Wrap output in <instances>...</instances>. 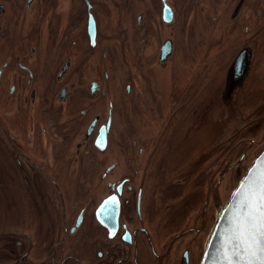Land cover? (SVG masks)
<instances>
[{
	"label": "flooded vegetation",
	"instance_id": "obj_1",
	"mask_svg": "<svg viewBox=\"0 0 264 264\" xmlns=\"http://www.w3.org/2000/svg\"><path fill=\"white\" fill-rule=\"evenodd\" d=\"M224 2L231 22L244 29L235 33L241 49L225 86L234 83L229 73L238 60L247 62V75L232 100L223 92L222 102L242 112L247 108L237 98L240 91H256L262 83L251 73L258 60L262 69L264 0ZM181 20L173 0H0V165L10 163L21 174L18 180L11 168H0V264H200L206 223L219 210L216 182L208 183L203 197L198 179L149 156L153 140L146 147L137 140V160L127 161L147 171L123 175L121 159H108L114 138L121 149L114 132L123 121L125 106L117 96L123 87L133 112L147 118V130L155 110L162 118L164 103L174 104L163 124L172 131L184 127L185 87L163 98L154 81L178 66L176 73L191 83ZM93 157L107 160L100 176L92 171ZM225 164L220 173L227 176L235 164ZM16 181L25 191L10 190ZM181 199L186 212L179 216Z\"/></svg>",
	"mask_w": 264,
	"mask_h": 264
},
{
	"label": "rangeland",
	"instance_id": "obj_2",
	"mask_svg": "<svg viewBox=\"0 0 264 264\" xmlns=\"http://www.w3.org/2000/svg\"><path fill=\"white\" fill-rule=\"evenodd\" d=\"M223 1L227 0H218V2L216 0H187L185 2L183 0H173L182 19V27L185 28L184 36L180 39L183 63L187 75L192 74L193 77L191 83L187 82L190 78L184 81L181 74L176 73L175 68L178 67L175 65L177 64L176 61L171 65L176 67L169 73V76L166 77V74L160 77L154 76V81L157 89L156 80L160 82L162 88L158 95L163 98L170 96L169 92L172 93L173 89H177L179 94L182 86L185 87L186 99L183 105H185L186 116L184 127L172 131L163 124L167 120L171 105L174 104L164 103L161 106L163 112L162 108L159 109L162 118L157 117L155 110L152 129L147 130L145 128V124L149 125L147 118L145 117L142 120V117L135 111L133 112L130 97L125 93L123 87L121 94L117 92V96L122 98L125 106L121 112L123 121L119 122L114 132V134L117 133L121 136L119 139L121 149H118L116 138H114L111 148L112 155L108 158L112 160L121 159L122 169L126 171L123 175L128 174L133 169L147 171L148 168H141L142 166L132 167L127 161L137 160V154L133 147L137 140L145 147L147 144L149 145L148 141L153 140V147L151 146V149H148L149 156L154 155L156 159L162 161L167 159L175 165L172 168L170 167V171L181 168L184 169L183 175H192L193 179H198L196 185L201 184L202 195L205 193L209 182H216L215 191L217 193L215 196L217 197L213 199V202L215 203L218 199L219 209L227 204L241 177L264 147V47H262V53H259L262 60V69L259 68L261 61L258 60V67L256 70L253 69L251 73L258 78L262 76V83L258 85L256 91H250L251 88H244L239 95L237 94L238 99L245 100L244 105L247 109L240 112L237 110L239 105L236 104L235 109H233V106L229 108L222 102V95L226 87L225 81L232 59L236 52L241 49L238 35L235 33L242 34L244 32L243 28H239L237 24L231 22L229 19L231 7ZM203 5H206V8ZM200 9L204 12L199 13ZM199 17H203L201 22L197 20ZM215 18L219 19L216 24L213 22ZM247 25L249 26V24L244 23V26ZM231 33H233L232 36H230ZM230 42H232L233 47ZM126 49L130 59L131 46H127ZM179 54L181 55V53ZM179 54L177 52L176 60L180 57ZM222 56L223 60L220 58L218 63V57ZM112 66L114 65L112 64ZM197 67L200 69L197 70ZM111 68H113L111 71L116 70L115 67ZM189 68L193 70L190 71ZM127 74V72H123L124 76H127ZM174 79L176 81L175 85L178 83L176 88H173L175 86L173 85ZM198 82L200 84L194 86ZM114 90L115 88L112 89V94L116 95ZM192 91L196 96L199 95L196 102H194ZM246 95H248L247 98ZM132 102L138 107L141 105L136 101ZM150 116L151 114H148L149 120H151ZM206 134H210V138L206 139ZM148 136L151 137L149 140H147ZM91 160L93 162L92 171L95 172L96 176H100L106 167L107 160L105 158L102 160L101 157H93ZM227 160L235 166L233 170L232 168L228 169L231 174L229 173L226 176V174L222 175L220 172L224 171L226 173L227 166L225 163ZM160 163H155V166H159ZM133 165L136 164L133 163ZM0 168L3 172L5 169L10 170L11 168V174L19 180L21 175L18 172L19 167L17 169L14 165L2 161ZM154 170H157V168H154ZM148 171L145 174H150L151 169ZM216 174L218 176L215 181ZM153 175H156V173H153ZM20 186L22 185H19L17 181L13 182L10 190L15 192L25 191L24 187ZM181 202H183V199H181ZM201 202L203 204L202 199ZM196 205L197 202L192 201V209ZM181 212H186L184 202L177 207L179 216ZM184 217L188 219V217ZM214 220L206 223L208 230L203 234L201 255L209 236L208 231L213 227ZM201 255L196 254L197 263Z\"/></svg>",
	"mask_w": 264,
	"mask_h": 264
},
{
	"label": "snow or ice",
	"instance_id": "obj_3",
	"mask_svg": "<svg viewBox=\"0 0 264 264\" xmlns=\"http://www.w3.org/2000/svg\"><path fill=\"white\" fill-rule=\"evenodd\" d=\"M236 196L221 264H264V160Z\"/></svg>",
	"mask_w": 264,
	"mask_h": 264
},
{
	"label": "water",
	"instance_id": "obj_4",
	"mask_svg": "<svg viewBox=\"0 0 264 264\" xmlns=\"http://www.w3.org/2000/svg\"><path fill=\"white\" fill-rule=\"evenodd\" d=\"M91 29H92L91 35L94 36L95 30L93 27ZM168 54H166L165 56H167ZM239 65H240V69L237 70V68H239ZM246 75H247V62L243 64L240 60H238L237 63L233 66L231 72L229 73V77L233 79L234 83L233 84L228 83V85H226L225 87L224 95H226L227 99L229 98L232 100L235 91L238 89L237 88L238 84L243 82ZM262 160H264V147L257 155V157L254 159V161L252 162L248 170L245 172V174L241 177L237 188L232 193L227 204L218 210L216 220L207 238L200 264H221V261L223 259V252H224L222 246L224 244L225 235L231 227L230 221L232 220V215H233L232 212L229 211V207L230 205H235L237 203L236 194L241 187V183L253 176V173L258 169Z\"/></svg>",
	"mask_w": 264,
	"mask_h": 264
},
{
	"label": "bare ground",
	"instance_id": "obj_5",
	"mask_svg": "<svg viewBox=\"0 0 264 264\" xmlns=\"http://www.w3.org/2000/svg\"><path fill=\"white\" fill-rule=\"evenodd\" d=\"M205 138L207 139V138H210V134H206L205 135Z\"/></svg>",
	"mask_w": 264,
	"mask_h": 264
}]
</instances>
